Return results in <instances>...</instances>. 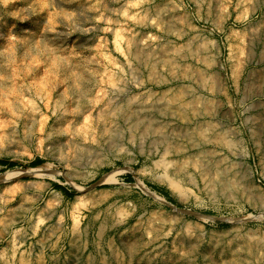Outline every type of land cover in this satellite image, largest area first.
Here are the masks:
<instances>
[{
    "label": "rangeland",
    "instance_id": "rangeland-1",
    "mask_svg": "<svg viewBox=\"0 0 264 264\" xmlns=\"http://www.w3.org/2000/svg\"><path fill=\"white\" fill-rule=\"evenodd\" d=\"M0 264H264V0H0Z\"/></svg>",
    "mask_w": 264,
    "mask_h": 264
},
{
    "label": "bare ground",
    "instance_id": "bare-ground-1",
    "mask_svg": "<svg viewBox=\"0 0 264 264\" xmlns=\"http://www.w3.org/2000/svg\"><path fill=\"white\" fill-rule=\"evenodd\" d=\"M167 106V105H166ZM193 109V107H191ZM48 166L45 164H40L34 167H29L24 170H11L7 171L1 180H15L20 179L24 177H30V178H38L42 179L43 177L48 176ZM50 171V170H49ZM115 173H110L104 175L99 183L102 185H112L115 184V180L113 179ZM4 182V181H3ZM148 191V190H147ZM149 193V192H148Z\"/></svg>",
    "mask_w": 264,
    "mask_h": 264
},
{
    "label": "trees",
    "instance_id": "trees-1",
    "mask_svg": "<svg viewBox=\"0 0 264 264\" xmlns=\"http://www.w3.org/2000/svg\"><path fill=\"white\" fill-rule=\"evenodd\" d=\"M10 167H12V166H10Z\"/></svg>",
    "mask_w": 264,
    "mask_h": 264
}]
</instances>
